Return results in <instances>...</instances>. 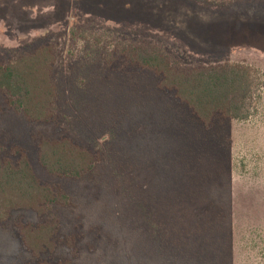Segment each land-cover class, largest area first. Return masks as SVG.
Masks as SVG:
<instances>
[{
	"label": "rangeland",
	"instance_id": "obj_1",
	"mask_svg": "<svg viewBox=\"0 0 264 264\" xmlns=\"http://www.w3.org/2000/svg\"><path fill=\"white\" fill-rule=\"evenodd\" d=\"M141 42L183 66L245 60L264 75V0H0V63L50 43L57 87L54 120L7 109L0 142L18 141L67 195L40 215L10 212L0 264H264V87L248 119L205 128L152 70L126 67L120 48ZM62 135L101 152L79 179L37 161V140ZM204 205L214 222L197 232ZM51 220L56 246L35 258L13 223Z\"/></svg>",
	"mask_w": 264,
	"mask_h": 264
},
{
	"label": "trees",
	"instance_id": "obj_2",
	"mask_svg": "<svg viewBox=\"0 0 264 264\" xmlns=\"http://www.w3.org/2000/svg\"><path fill=\"white\" fill-rule=\"evenodd\" d=\"M126 67L139 71L147 68L159 78L157 87L170 99L188 107L205 128L214 119L246 120L261 99L264 75L258 67L245 60L226 61L215 65L183 66L159 45L148 42L126 43L120 48ZM54 46L43 44L30 52L0 63V115L7 109L20 112L31 123L47 124L56 118L54 81ZM37 161L52 175L79 179L89 173L101 159L98 149L90 150L78 141L62 135L41 137L36 142ZM65 192L38 179L28 161L27 153L11 137L0 142V225H5L14 209H30L37 215L52 203L64 204ZM207 206V205H206ZM205 205L197 210L202 232L211 214ZM211 220V219H209ZM24 249L33 257L54 250L53 233L56 220L13 223ZM65 243V242H64ZM24 264H71L70 259L47 260Z\"/></svg>",
	"mask_w": 264,
	"mask_h": 264
}]
</instances>
